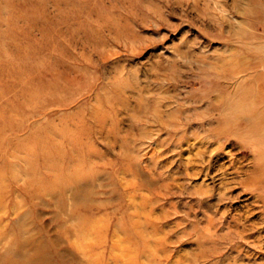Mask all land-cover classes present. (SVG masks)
Returning a JSON list of instances; mask_svg holds the SVG:
<instances>
[{
  "label": "rangeland",
  "instance_id": "1",
  "mask_svg": "<svg viewBox=\"0 0 264 264\" xmlns=\"http://www.w3.org/2000/svg\"><path fill=\"white\" fill-rule=\"evenodd\" d=\"M76 124L88 214L22 170ZM263 135L264 0H0V264H264Z\"/></svg>",
  "mask_w": 264,
  "mask_h": 264
},
{
  "label": "bare ground",
  "instance_id": "2",
  "mask_svg": "<svg viewBox=\"0 0 264 264\" xmlns=\"http://www.w3.org/2000/svg\"><path fill=\"white\" fill-rule=\"evenodd\" d=\"M241 120L244 123V115L241 116ZM77 126L79 125L76 124L74 129L62 128L64 135L60 134V137H59L60 140L62 139L63 141H67L71 144L70 151L65 152L61 148L60 145L59 146L56 145L55 135L53 134H49L48 136L45 135L44 138L38 139L37 142L43 147L51 148V151L47 153H40V155H38L41 158L40 161L42 162L40 168L30 165L26 168H23L22 170L24 171L23 174L28 176L26 182H27V185H29V188L31 187V189H33L34 195L36 194V195L45 196V195L51 194L54 191L63 192L68 186H72L75 189L74 190L75 195L77 196L79 200L77 208L81 209L83 212L88 214L89 212L90 213L93 212L94 209L96 210V206L92 204H87L81 200L82 196H84L82 195V193H87V196L88 195L90 196V193L92 194V192L89 191L90 192L89 193L88 189L81 186L80 184L81 181L83 180V175H85L86 173L83 171H80L79 169V166L81 165L80 164L81 157L79 154V151L81 149V140H80L78 133L75 131V129H78L81 133V132L86 131V127L84 126L77 127ZM263 137L264 135L261 136L262 139L257 140L253 144L264 148V143L262 146L260 144V142L261 143L264 142L262 141L264 140ZM54 145H56V147H52ZM258 156L259 157L262 156V161H261L262 165L256 167V165L254 164L256 167V169L254 170L255 172L253 173L255 175V179H254V182H250V183H252V186H254V188L264 189V156L262 154H259ZM65 162L66 164H64ZM90 223H91L90 225L91 230L94 229L95 231H98L94 222L93 223L90 222ZM134 224H135L134 222L130 223L132 228L136 230L137 228L134 226ZM121 227L124 229L123 231H125L126 234L130 233L128 229H126V226L123 227L121 225ZM87 234H89L88 231L87 232L83 231L81 233V240L78 241L77 243V245H79L80 248L82 249L83 248L87 249L88 247L84 245L85 236L86 237L88 236ZM90 234H92V232H90ZM134 235H137L140 237L141 231H138V234H134ZM93 242H95V240H93ZM93 242L92 244H94ZM114 245L115 243H113V246ZM116 247H118V243H116ZM117 258L118 260L121 261V264H130V262L124 263L122 259H120V256H118ZM30 261H32V259ZM94 262L95 263L97 262L98 264H106L104 259L103 260L95 259ZM6 263L15 264L16 262L10 261ZM132 264H136V262L134 261Z\"/></svg>",
  "mask_w": 264,
  "mask_h": 264
}]
</instances>
